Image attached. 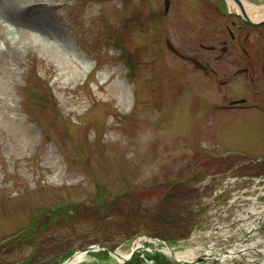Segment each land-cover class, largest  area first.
<instances>
[{
	"label": "rangeland",
	"instance_id": "rangeland-1",
	"mask_svg": "<svg viewBox=\"0 0 264 264\" xmlns=\"http://www.w3.org/2000/svg\"><path fill=\"white\" fill-rule=\"evenodd\" d=\"M169 1L165 14L164 0H30L51 26L33 39L0 9L19 46L0 62V264H62L95 245L108 254L80 264H124L110 252L134 249L138 264H183L162 244L233 246L243 211L264 203V162L253 159L264 157V124L211 110L264 94V61L254 55V85L241 76L222 85L243 66L220 51L226 26L238 34L235 13L221 0ZM241 1L264 19V0ZM166 38L216 78L189 71Z\"/></svg>",
	"mask_w": 264,
	"mask_h": 264
},
{
	"label": "bare ground",
	"instance_id": "bare-ground-1",
	"mask_svg": "<svg viewBox=\"0 0 264 264\" xmlns=\"http://www.w3.org/2000/svg\"><path fill=\"white\" fill-rule=\"evenodd\" d=\"M227 2L230 8L234 9V11H237V13L240 12V10L232 2V0H227ZM31 4L32 2L30 3V0H0V9H2V11L4 12V17L6 18L5 22L13 27L22 26L24 29H27V35L31 39H33L35 35L31 34L30 31L36 34H40L45 30V28H51V26H49L50 24H47L46 20H43V15L40 16L41 12L39 10H33L29 8ZM257 8L258 7L256 6L254 7L242 2L243 12L246 13L252 21L261 20L259 18H254L250 16V13ZM12 41L13 40L10 38V34L6 31V29L0 27V62L8 56H16L19 53L18 44L13 43ZM241 221L242 220L235 223L236 228L237 225H239L236 231H242L244 233V231L246 230V235L250 233L248 235L250 236L251 233L254 232L253 226L251 224L243 225ZM229 233V228L224 227L221 229L223 239L226 235H229ZM251 240V238L248 239L247 243ZM254 245L255 244L250 243L242 245L241 243L239 245L236 244L233 247L224 248H218L216 246L210 245L203 248L198 247L196 249H192L184 253H173L169 247L163 246V248H166L165 250H163V252H165L168 256L172 257L177 262L196 264L200 260H202L204 262L202 264H214L215 262L219 264H231L230 261H233L234 259H243L244 256H250V248H252ZM139 247L140 246L137 245V248ZM152 247V245L149 246V248ZM86 258L87 255L83 253H78L72 260H68V262L65 264H80L85 262ZM128 258L129 254L122 255L120 253H118V255H116L115 257V259L119 262H123Z\"/></svg>",
	"mask_w": 264,
	"mask_h": 264
},
{
	"label": "flooded vegetation",
	"instance_id": "flooded-vegetation-1",
	"mask_svg": "<svg viewBox=\"0 0 264 264\" xmlns=\"http://www.w3.org/2000/svg\"><path fill=\"white\" fill-rule=\"evenodd\" d=\"M224 1L225 5L227 4L225 0ZM241 0H238V4L242 6ZM251 6L252 4H248ZM258 7V6H256ZM228 18H230V14L227 15ZM235 23H230L232 27H235V30L237 31L238 34H235L231 31L229 27L226 26V33L228 34V40L227 41H222L219 42L220 44V51L225 54V56H229L230 58H236L237 55L238 60L243 63V66L238 69V70H233L230 71L229 73L232 74L231 77L226 78L222 85H230L232 82H234L237 78L244 77L242 80H245L246 82L254 85L255 84V79H253L251 76L254 75L252 72L253 69V64L252 62L254 61V55H257V59L263 60L264 61V42L262 43V29H264V25L260 26H253L249 25L245 21L241 20L239 17L235 16ZM261 21H264L261 20ZM252 23V20H251ZM253 23H255L253 21ZM252 28L255 31H258V39L251 38L250 33L248 32V29ZM242 33V34H239ZM251 39V40H250ZM216 46L212 47V50L210 52L216 51ZM255 52V53H254ZM252 54V55H251ZM198 62H200V59H197V57L189 56ZM188 65V70L201 74L204 76V78H216L217 73L211 69L209 64H207V61H201L200 63L206 67L205 69L202 70H194L192 68V65L188 62H185ZM232 64V63H231ZM257 70V69H256ZM261 72L264 74V66L260 67ZM241 80V81H242ZM250 93V94H249ZM261 95V99H254V97ZM237 101H241L242 103H235ZM226 103V104H225ZM225 105H213L211 110L213 111H222L224 114L228 113H246L248 114L246 119L245 125L248 124H255L259 126L261 122L264 124V94L262 93H251L247 91V94L240 99H235V100H229L228 102H224ZM253 114L257 115L258 117L254 116ZM235 152V151H234ZM239 152V151H238ZM241 154H244L243 152ZM255 162H264V157L263 156H258L253 158ZM179 191V190H178Z\"/></svg>",
	"mask_w": 264,
	"mask_h": 264
},
{
	"label": "trees",
	"instance_id": "trees-1",
	"mask_svg": "<svg viewBox=\"0 0 264 264\" xmlns=\"http://www.w3.org/2000/svg\"><path fill=\"white\" fill-rule=\"evenodd\" d=\"M50 103L51 104H53V106H54V108H56L55 107V101L51 98L50 100ZM187 192V191H186ZM184 194H186V193H184ZM168 201H169V198H168ZM165 202H167V199L165 200ZM163 203V202H162ZM64 210V209H63ZM100 213V212H99ZM184 224V223H183ZM174 226L175 227H173V229H174V234L177 236V234H182V232H180V231H178V228H177V226L174 224ZM164 227V226H163ZM172 229V230H173ZM22 233H24V235H26V233L24 232V231H22ZM154 234L155 235H157V236H161V237H163V238H165V239H168V236H169V231H165V230H159V231H156V228L154 229ZM28 236V235H27ZM181 236H184V235H181ZM20 237V236H19ZM17 237L15 238V239H12V240H10L11 242H13L12 244L11 243H9V244H11V245H13L14 243H16V242H18L17 240ZM10 246V245H9ZM6 248V247H5ZM7 249V248H6ZM135 259H136V261H135ZM154 261H159L158 259H155ZM138 262H139V260L137 259V257L136 258H134V260H132V262L131 263H128V264H132V263H136V264H138Z\"/></svg>",
	"mask_w": 264,
	"mask_h": 264
},
{
	"label": "water",
	"instance_id": "water-1",
	"mask_svg": "<svg viewBox=\"0 0 264 264\" xmlns=\"http://www.w3.org/2000/svg\"><path fill=\"white\" fill-rule=\"evenodd\" d=\"M169 4H170V3H169V0H165V12H166V13H167V11H168ZM166 45H167L168 49H169L173 54H175V55L178 56L179 58L185 59V57L181 56V55L175 50V48L171 45V43H170L168 40L166 41ZM185 60H188V59H185ZM189 61H191V62L196 66L197 69H198V68H201V66H200L198 63H196L195 61L190 60V59H189ZM92 249H93V248H90V249H88L86 252H91Z\"/></svg>",
	"mask_w": 264,
	"mask_h": 264
}]
</instances>
